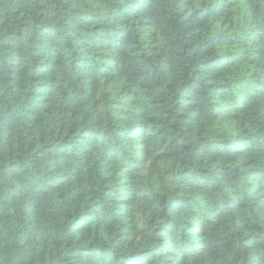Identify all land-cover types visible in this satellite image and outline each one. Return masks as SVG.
Listing matches in <instances>:
<instances>
[{
	"label": "trees",
	"instance_id": "obj_1",
	"mask_svg": "<svg viewBox=\"0 0 264 264\" xmlns=\"http://www.w3.org/2000/svg\"><path fill=\"white\" fill-rule=\"evenodd\" d=\"M0 264H264V0H0Z\"/></svg>",
	"mask_w": 264,
	"mask_h": 264
}]
</instances>
